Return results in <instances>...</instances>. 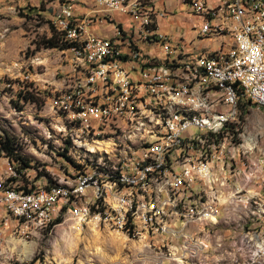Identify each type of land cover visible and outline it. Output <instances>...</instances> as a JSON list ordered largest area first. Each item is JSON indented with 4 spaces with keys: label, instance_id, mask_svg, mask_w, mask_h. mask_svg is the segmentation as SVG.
Here are the masks:
<instances>
[{
    "label": "built area",
    "instance_id": "built-area-1",
    "mask_svg": "<svg viewBox=\"0 0 264 264\" xmlns=\"http://www.w3.org/2000/svg\"><path fill=\"white\" fill-rule=\"evenodd\" d=\"M186 1L190 5V13L200 19L196 27L198 37L208 38V31H217V35H225L223 31L213 28V21L216 20V16H202L197 9L193 8L192 0ZM203 1L215 9H217V4H226V0ZM92 2L94 15H84V21L88 27L91 23L104 25L108 21V15L119 13L129 17L130 30L115 26V35L112 37H99L90 32L89 37L92 38L94 60L84 59L81 48L70 45L69 49H66L69 52L68 62L77 65L82 76H86V86H79V82L68 80L64 87L58 90V96H52V111L65 114V109H74L75 119L72 120L77 121L75 132L58 131L78 135L84 139L93 138V136L100 134L103 129L122 126V112L132 111L124 109V101L140 102V110L164 103L159 99V91H171L176 105L192 106L191 80H189L188 86H180L179 77H172V68L178 66L165 64V57L177 56L185 49V43L182 39L157 32V18L166 16L165 10H158L152 0H136L135 2L92 0ZM56 7H62L61 24H69L74 28V21L70 20V13H75L74 0H66ZM236 7H242V16H236L239 24L251 28L258 27V19L264 16V2L239 0ZM53 12L51 16H53ZM145 36H155V42H160V50L143 48L142 39ZM233 42L234 40H230L225 35L224 44H217L216 48L203 52L196 58L211 60V67L200 68V73H202L200 96L206 99V106L198 107L202 111V119H205L209 112H226L218 104V96H221V85L229 86L230 97L238 95L236 82H233V75H240V72L231 71L225 66V59H229L228 50L232 48ZM103 48L122 49L125 74H118L117 81H108L107 65L112 63H109L108 59L102 56ZM144 51H151V63H139V56ZM256 51H258V58L253 62L256 63V70L254 73H247L249 74L247 89H249L250 101L264 106V42L258 38ZM156 52H164V59H156ZM245 53L250 52L247 51V48L241 49L243 57ZM191 65L185 67L190 69ZM215 65H224V73L222 74L227 75V83L218 82V74L214 73ZM158 67H167L168 76H159ZM94 84L102 85L103 95L93 93ZM112 85L122 86L124 90L123 99H115ZM129 86L137 87V96L129 95ZM139 90H148V97H139ZM207 95H214L215 106L207 105ZM105 104L113 105L115 121H108L105 114ZM176 121L184 120L174 119V124L170 125L169 135L158 136L157 146L160 152H166V162H162L158 168L149 172H142L138 169V162L145 156L144 152L134 153L132 155V167H125V172L117 176V179H105L95 171H86L85 163L73 164L72 170L63 173L62 176H57L58 178L55 176L50 178L56 189L63 190V197L56 199H48L41 194L40 182H33L29 179L25 182H19L18 175L14 174L16 187H11L10 193H2V188H0V206H2L5 215L16 222L13 226L14 234H17L18 227H27L29 230L26 224L28 207L18 209L17 204L13 203V196H17L18 193H25L40 199V218H47L49 228L57 225L58 220L61 219V213L64 211L83 213L84 223L71 224L72 228L78 230L87 226L88 218L98 219L99 227H101V222L116 221V229H112L113 231L129 233L133 239L141 241L152 240L162 248L167 245H176L177 261L180 258L190 256H198V260H201V253H206L207 249V241H203L201 225L213 227V221L219 218V214H226V219L230 218L234 210H240V205H248L250 201L258 202L257 215H261L259 228L252 229L251 236L259 235L264 238V169L260 167V158H264V155L259 152L260 135L256 150L253 151V159L246 164H236L234 171H227L224 170V162H234V158H226V151L233 146H240V143H233L229 140L217 144L198 143V136L209 133L194 129V124L190 121H184V133H177ZM220 129H223V134L246 130L248 135L250 132V127H234L233 125H224ZM171 140H178L177 149H170ZM38 172L39 170H37ZM222 173H232V181H222ZM74 174H83L82 187H75L73 183ZM162 174H170V177L181 180L183 193L177 195L184 197L185 200L204 198L206 191H213V194H218V201H210L208 216L202 221L191 222H184V219H154L153 211L177 209L170 202L171 187L160 186ZM65 177H72V184H65ZM140 186H154V193L147 194V202L141 208V210L149 209L152 211L151 219L137 218L136 216L132 220H125L119 217L118 212L105 205V198L119 195L120 192L136 191L138 195ZM252 189H260L259 198H252ZM81 190L94 192V201L106 207V214H94V212L89 211L86 208V201L69 199V192ZM131 208L133 206L128 204V209ZM6 221L5 225H7ZM180 233H189L188 242H180ZM242 234H244L243 231ZM256 250L260 249L256 248ZM211 257H214V264H229L232 259L231 251L220 246L219 255Z\"/></svg>",
    "mask_w": 264,
    "mask_h": 264
},
{
    "label": "bare ground",
    "instance_id": "bare-ground-1",
    "mask_svg": "<svg viewBox=\"0 0 264 264\" xmlns=\"http://www.w3.org/2000/svg\"><path fill=\"white\" fill-rule=\"evenodd\" d=\"M135 1L136 0H128V2ZM260 2H264V0H260ZM238 3L239 0H226V4H217V9H215L213 6L206 5L203 0H192L193 8L197 9L200 15L204 17L216 16V20L213 21L214 29L223 31L230 40H234L232 48L228 50L229 59H225V66L231 71L240 72V75H233V82H236L238 95L230 97L229 86L221 85V96H218V104L226 112H209L206 118L202 119V111H200L198 107H205L206 99L200 96V90H202V73H200V68L211 67V60L196 59L203 52L193 55H184L182 52L178 53L177 56L165 57V64H174L178 66L172 68V77H179L180 86H188L189 80H191L192 106L176 105L174 95L171 91H159V99L164 102L159 103V106L140 110V102L124 101V109L132 111L122 112V126L103 129L100 134L93 136V138L85 139L78 135L65 133L70 136L69 138L73 142V148L77 151L75 153L78 154L83 150L85 153L90 152L95 155L97 154V149L102 150V148L110 147V141H112V144H115V147L120 148V151L124 150L123 152H125V155L122 156V160L120 159L121 166L119 169L116 167H108L107 163L112 159L109 152L104 149V154L100 152L101 156L98 157L96 161L90 159L92 163L85 168L86 171H95L105 179H117V176L125 172V167H132V155L134 153L143 152L145 156L139 160L138 169L142 170V172H149L150 170L158 168L162 162H166V152H160L157 146L158 136L169 135L170 125L174 124V119L193 122L194 129L209 133L207 135L198 136V143L217 144L218 142H225L228 140L233 143H240V146H233L226 151V158H234V162H224V170L234 171L236 169V164H246L253 159V151L256 150L257 144L256 135L254 136L253 132L254 130H250L247 135L246 130H239L238 133L226 132V134H223V129H220V127L224 125L247 127L245 121L247 118H244L246 114H243V108H249L252 105L262 106L261 104H255L250 101L249 89H247L249 74L247 73H254L256 70V63L253 62L258 58V51H256L257 38L264 42V16L258 19V27L251 28L250 26H242V24L238 23L236 18V16H242V7H236ZM61 19L62 7H59L54 13L52 20L56 30L70 45L81 48L84 59L94 60L92 38L85 36L88 26L84 21V16H77L75 13H70V20L74 21V28L69 24H61ZM225 35H217V31H208V38H219V44L225 43ZM248 38H250V40H248ZM142 40L143 42L156 44L157 47H160V42H155V36H145ZM246 48L250 53H245L243 57L241 49ZM102 56L108 59L109 63H112L107 65L108 81H117L118 74H125L122 49L103 48ZM151 60L152 58L144 53L139 56L140 64L151 63ZM188 65H191L190 69L185 67ZM71 66L80 76L76 82H79V86H86V76H82L77 65L71 63ZM214 73L218 74L219 83H227V75L222 74L224 73V65H215ZM158 75L168 76V68L158 67ZM112 92H114L115 99L124 98L122 86L112 85ZM93 93L95 95H103L102 85L94 84ZM129 95L137 96L136 86H129ZM139 97H148V90H139ZM207 105L215 106L214 95H207ZM60 114L63 117L62 130L75 132L77 121L72 120L75 119L74 109H65V114ZM105 114L108 121H115V112L113 111L112 104H105ZM184 121H176L177 133H184ZM106 139L109 141H105ZM95 141L97 143H94ZM90 143L94 144L89 150L88 145ZM177 148L178 140H171L170 149ZM83 154L84 153H82V155L79 154V159L83 157ZM85 166H87V164H85ZM260 167L264 169V158H260ZM66 180L67 179H65V184H72V179L69 181ZM82 181L83 174H76L73 178L75 187H82ZM222 181H232V173H222ZM160 186L171 187L172 194H170V202L171 205L177 207V209H158L153 211V218L157 220H167L170 218L171 220L184 219V222L202 221L208 216L210 201H218V194H213V191H206L204 193V198L185 200L184 197L177 195L183 193L181 180L170 177V174H162ZM10 192L11 188L8 187L5 193ZM152 193H154V186H140L138 195L136 191L120 192L119 195H112L105 198V205L114 209L118 212L119 217L125 220H132L136 218V216L137 218L151 219L152 211L149 209L141 210V208L144 207L147 202V194ZM41 194L45 195L48 199H56L63 197V190L56 189L55 186L49 185L47 188H41ZM259 196L260 191L252 189V198H259ZM69 199L86 201V208H88L89 211L94 212V214H106V207L94 201V192L90 190L69 192ZM13 203L17 204L18 209H26V207H28L26 222H34L36 224L42 222L45 224L48 222L47 218H40L39 198L26 195L25 193H18L17 196H13ZM128 204H131L133 208L128 209ZM64 212L70 214L71 218H74L79 223H84L83 213H78L76 211ZM257 212L258 202L250 201L248 205H240V210H234L233 212L235 216L233 217L232 215L230 218H227V221L223 222L230 228L240 225L243 226L242 230H244V234L235 237L236 234L234 233L235 235L222 241L219 240L216 244L218 248L219 246L224 247V245L227 244L234 246L233 259L236 264L239 259H241L240 257H242V251H246L244 258L247 264H264V238L259 235L251 236L252 229L259 228L261 222V215H257ZM225 215L226 214H219V218L213 221V227L202 225L203 230H215L216 226L221 224L220 220L223 219ZM243 218L245 219L243 220ZM92 220L96 224H99V220L95 218H88L87 223ZM242 220L243 222H241ZM101 224L116 228V221L101 222ZM125 234L130 236L129 233ZM206 240L207 239H203V241ZM256 248L260 250H256Z\"/></svg>",
    "mask_w": 264,
    "mask_h": 264
},
{
    "label": "rangeland",
    "instance_id": "rangeland-1",
    "mask_svg": "<svg viewBox=\"0 0 264 264\" xmlns=\"http://www.w3.org/2000/svg\"><path fill=\"white\" fill-rule=\"evenodd\" d=\"M53 1L0 0V137H4L5 133L13 137L17 152L30 164L29 168L18 172L15 168L17 163L0 153L2 193L9 184L16 185L14 174L18 175L19 182L29 179L40 182V186L44 187L52 185L50 178L53 176H62L72 170L73 164L85 163V168L90 166V159L96 161L101 156L100 152L104 154V149L110 152L112 159L107 163L109 168L119 169L120 158L125 155L124 150L111 145L97 149L95 155L82 150L79 154H84L79 159L70 136L58 131L62 130L63 117L52 111L51 98L58 96V90L64 87L66 81L76 82L80 76L68 62L69 52L66 49L39 46L43 36L51 35L53 16L59 9L53 7ZM167 8L175 14H184L188 5ZM107 28L111 32L110 26ZM203 45L217 46L214 40L205 41ZM153 49L159 50L157 47ZM20 91L32 96V99L20 97ZM245 113L246 125L254 130L257 143L259 135L261 137L259 152L264 155V106L252 105ZM94 143L88 145L89 150ZM37 170L43 176L40 179ZM65 179L69 181L72 177ZM224 221H227L226 215L215 230H203L201 225V232L206 231L203 239L208 240L201 260L198 256H190L177 261L176 245L162 248L152 240L141 241L113 231L116 228L111 226L101 224L99 227L93 220L79 230L74 229L71 224L81 223L65 212L61 213V219L52 228H49L48 222H26L29 230L18 227L17 234H14L16 222L6 216L0 206V264H214V257L211 256L219 255L216 244L228 238H224L221 232V226H228ZM188 240L189 233H180V242ZM227 248L233 261L230 260L229 264H236L233 246L227 244ZM242 253L237 264H247L244 258L246 251Z\"/></svg>",
    "mask_w": 264,
    "mask_h": 264
},
{
    "label": "crops",
    "instance_id": "crops-1",
    "mask_svg": "<svg viewBox=\"0 0 264 264\" xmlns=\"http://www.w3.org/2000/svg\"><path fill=\"white\" fill-rule=\"evenodd\" d=\"M58 1H61V2L58 3ZM64 1L66 0H55L53 1L54 3L52 5L55 8L56 6H58ZM152 1L158 10H165L167 14L166 16L157 18V22H156L157 32L160 34L169 35L170 37H173L176 39H182L185 43V49L183 51L184 55L186 54L193 55L196 53H201L204 51H208L210 49H214L209 45H203L205 41L214 40V42H216V45L219 44L220 42L219 38H202V37L200 38L197 36L196 27L198 26L200 19L198 16L190 13V5L188 4L186 0H152ZM180 4L188 5V9L184 12V14L183 13L175 14L169 8H167V6L175 8L176 6H179ZM93 9H94V4L92 0H74V11L77 16L94 15ZM107 20L108 21L104 25H101V26L95 23H91L90 26L86 28L85 36L89 37L90 32H91L92 34H95L99 37H104V36L112 37L115 35V26H120V29L130 30V27H129L130 22H129V17L127 15H122L119 13H111L110 15L107 16ZM108 26H110L111 32L110 30H107ZM142 47L149 48L152 50L153 48L157 46L156 44H150L148 42H143L142 40ZM157 48H159L160 50L159 46ZM143 53L152 58L151 51H144ZM156 53H157L156 58L164 59V52L163 53L156 52ZM255 190L258 191L260 189H255ZM234 216L235 214H233V217ZM221 227H222L221 232H223L224 238L233 236L235 234H236L235 237H238L239 235L242 234L241 231H244L242 230L243 229L242 225L238 227H234V228H230L229 226H221ZM206 241L208 242V240ZM228 246H231V245H228ZM224 247L227 248V245H224ZM233 248L235 250L234 246Z\"/></svg>",
    "mask_w": 264,
    "mask_h": 264
},
{
    "label": "trees",
    "instance_id": "trees-1",
    "mask_svg": "<svg viewBox=\"0 0 264 264\" xmlns=\"http://www.w3.org/2000/svg\"><path fill=\"white\" fill-rule=\"evenodd\" d=\"M52 26L53 28L51 29V35L43 36L39 42V46L41 44L43 45V47L46 48L67 49L70 44L63 38L62 35H60L53 23ZM18 95L27 100L32 99V96L26 95L22 91H20ZM247 109L248 108H243V114H246L245 111ZM0 153H4L10 158V160L15 161L17 163L15 168L18 172L30 167L28 160L17 152L14 138L10 137L7 133L4 134V137H0ZM38 177L39 179L43 177L41 172H38ZM8 187H16V185L9 184ZM47 187L48 185L41 188Z\"/></svg>",
    "mask_w": 264,
    "mask_h": 264
}]
</instances>
